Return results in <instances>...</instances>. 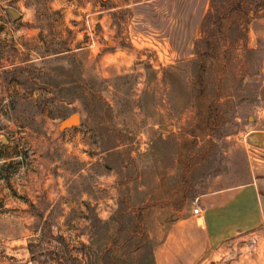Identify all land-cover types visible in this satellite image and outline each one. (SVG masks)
I'll list each match as a JSON object with an SVG mask.
<instances>
[{"label":"rangeland","instance_id":"1","mask_svg":"<svg viewBox=\"0 0 264 264\" xmlns=\"http://www.w3.org/2000/svg\"><path fill=\"white\" fill-rule=\"evenodd\" d=\"M263 126L264 0H0V264H154ZM186 255L264 264V223Z\"/></svg>","mask_w":264,"mask_h":264},{"label":"crops","instance_id":"2","mask_svg":"<svg viewBox=\"0 0 264 264\" xmlns=\"http://www.w3.org/2000/svg\"><path fill=\"white\" fill-rule=\"evenodd\" d=\"M264 154V126L249 134L247 146ZM255 158V157H254ZM246 180L204 190L195 196L200 213L178 217L153 250L154 264H181L223 241L236 242L264 223V156ZM185 248V251H183Z\"/></svg>","mask_w":264,"mask_h":264},{"label":"water","instance_id":"3","mask_svg":"<svg viewBox=\"0 0 264 264\" xmlns=\"http://www.w3.org/2000/svg\"><path fill=\"white\" fill-rule=\"evenodd\" d=\"M11 15L13 17H16L18 15L17 12L10 10ZM79 121V115L76 113L70 114L66 119L63 120L64 124H69V123H76Z\"/></svg>","mask_w":264,"mask_h":264},{"label":"built area","instance_id":"4","mask_svg":"<svg viewBox=\"0 0 264 264\" xmlns=\"http://www.w3.org/2000/svg\"><path fill=\"white\" fill-rule=\"evenodd\" d=\"M192 211H193V213L197 214V213H200L201 208H200L199 205H196V206H194V207L192 208ZM254 241H255V237L253 236V237L251 238L250 242L253 243Z\"/></svg>","mask_w":264,"mask_h":264}]
</instances>
